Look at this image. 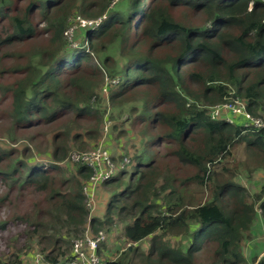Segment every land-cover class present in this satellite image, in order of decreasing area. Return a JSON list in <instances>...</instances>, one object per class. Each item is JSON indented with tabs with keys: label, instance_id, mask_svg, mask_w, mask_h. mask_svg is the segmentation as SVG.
Masks as SVG:
<instances>
[{
	"label": "trees",
	"instance_id": "trees-1",
	"mask_svg": "<svg viewBox=\"0 0 264 264\" xmlns=\"http://www.w3.org/2000/svg\"><path fill=\"white\" fill-rule=\"evenodd\" d=\"M102 1L0 0V49L25 44L40 32L49 37L13 62L0 57L2 131L17 143L23 132L55 121L98 124L104 110L93 103L99 104L98 88L106 78L108 101L129 106L134 123L144 129L141 144L147 150L130 159L133 171L128 166L104 183L112 191L101 219L90 217L84 205L82 186L91 171L77 164L74 178L58 174L67 156L66 133L54 132L47 147L36 145L44 156L40 161L32 159L29 146L20 157L16 148L0 150V180L7 187L0 204L11 206L13 195L20 205L24 197H42L32 210L0 222V233L21 227L17 242L23 244L14 247L18 253H0V264H22L19 251L33 240L44 264H70L72 241L87 225L97 232L114 223L123 225L128 248L115 258L98 250L101 264H250L242 244L257 208L264 217V186L252 197L233 179L240 170L264 173V126L211 119L209 108L240 100L264 124V0H125V11ZM174 10L188 15L176 18ZM76 14L104 16L85 33L88 52L69 49L64 39ZM93 52L101 58L99 68L88 66ZM116 53L125 57L123 65ZM37 136L26 141L33 145ZM239 144L246 160L230 166ZM159 145L195 171L181 180L182 188L160 170ZM190 184L206 189L204 201L192 204L181 190ZM175 237L172 246L169 238ZM147 238L144 252L138 244ZM262 257L256 264H264Z\"/></svg>",
	"mask_w": 264,
	"mask_h": 264
},
{
	"label": "rangeland",
	"instance_id": "rangeland-1",
	"mask_svg": "<svg viewBox=\"0 0 264 264\" xmlns=\"http://www.w3.org/2000/svg\"><path fill=\"white\" fill-rule=\"evenodd\" d=\"M91 2H99L100 0H90ZM108 2L106 5H108V9H115L120 11H125V0H103ZM102 1V5L104 4ZM173 15L176 18H179L182 15H188L185 11L182 10H174ZM78 14L74 16V18L77 17L80 18L81 21H88L90 24L86 25L85 28H78L82 30H73L71 35H69L66 39L64 35V39L69 42L68 45L70 46L69 49L76 50L77 49H83L84 52L89 51V45L88 42L85 40L83 41V38L85 39V33L90 32L93 30V22L92 19L83 17ZM71 26L75 27L77 26L76 20L72 23ZM37 23V22H36ZM99 26L96 25L95 28H98ZM76 28V27H75ZM84 30V31H83ZM133 28L131 29V35L134 34ZM83 31V32H82ZM139 32V31H138ZM84 33V34H83ZM136 37L140 38L141 36H133L131 39H135ZM49 37L45 35L44 33L40 32L37 36H35L31 41L25 43V44H14L11 46H4L0 49V57L3 58V56H6L7 58H10L11 61L16 60V55L21 53H27L30 54L31 50L33 49L35 45L42 46L48 43ZM132 40V41H133ZM142 40V39H140ZM110 48L109 44L107 45V50ZM102 51H104L102 49ZM91 53V52H90ZM99 54L97 52H93L90 54V61L88 62V66H90L92 69L99 68L100 67V59L98 58ZM28 57V56H27ZM25 57V60H29L30 58ZM5 58V57H4ZM116 58L120 61L121 65L125 63V57L123 55H118L116 53ZM9 62V60H7ZM105 78V77H104ZM107 84L106 78L103 80V83ZM109 83V82H108ZM115 84L116 80L111 82V84ZM102 85L100 88H98V95L100 98L99 104L93 103L99 111L104 110L101 121L97 124L91 120L88 121H80L79 123H74L72 119H64L60 122L55 121L52 124H49L48 126L44 128H37L32 131H26L23 132L22 136H18V142L13 143L11 142L6 133L2 131V127H5L6 122L3 120H0V150H8L10 148H16L19 150L18 157L21 156V151L26 146H29L32 150L33 160L40 161L44 156L42 154H38L36 151V145H39L41 142V146L47 147V140L48 143L51 142V137L53 136L54 132H64L66 133L65 141L67 144V156L64 160H62L59 165L62 169V171L58 174L64 176L65 178H74L76 176L75 170L77 168V164L71 161V155L74 153H82V152H89L94 147H96L99 142H101L104 146V148L108 151L110 154V157L115 165H120V162H123L124 160H129L128 167L129 171H133V167L131 166L132 163H130V159L136 155L141 154L144 155V150H147L143 147L141 144V139L145 140L146 135L144 134V129L141 125H138L134 123L133 121V113L130 112L129 106H120V107H113L111 103L108 101V87ZM105 84V85H106ZM104 87V88H103ZM227 103H230V101H227ZM132 104V103H130ZM134 104V103H133ZM69 116V115H67ZM90 118V117H89ZM235 120H239L238 122L241 123L240 125H243L246 123V119L243 117L235 118ZM234 120V121H235ZM1 121L3 124H1ZM3 127V128H4ZM153 133H157V131H154ZM38 135L36 143H33V145H30L27 141V137H31ZM40 134H43V137H41ZM77 138H73L75 136ZM95 137V138H93ZM159 149V156L160 158L162 156L163 159L159 162L158 166L160 170L168 171V173L173 177L176 181L175 187L178 188L180 186L182 188V185H180L181 180L192 176L195 171L193 169H188L187 167L182 166L176 159H173L169 156V153L165 146H158ZM46 153H50V150L48 148H45ZM48 151V152H47ZM150 153L153 152L152 150L149 151ZM233 156L228 159V163L230 166L233 164H237L235 162L240 161L242 163L245 162V154H243V146L242 144H239L234 147L233 149ZM166 155V157H165ZM245 157V158H244ZM130 164V165H129ZM240 172L234 177V181L240 185H242L250 194L252 197L255 195L257 196L260 193V189L262 186H264V173L262 171H254L252 173H246V172ZM128 182V176L126 175L123 179L124 185ZM4 183L0 180V197L5 194L7 191V187H4ZM183 190H186L184 193H189L192 197L191 201L193 205H196L200 203L201 201H204V199L207 197V191L200 189L199 186L195 184H190L188 187H183ZM112 189L105 184L101 185L97 190V200H98V208L95 210L94 214H98L97 218L101 219L103 210L106 208L107 200L111 194ZM206 191V192H205ZM29 196V195H28ZM13 203L11 206L8 205H2L0 204V222L6 221L11 218L12 215H15L17 213H21L22 210L30 211L32 210V206L35 203H42V197L40 195H30L28 199L25 197L20 199L21 205L18 203L16 199H14V195L12 196ZM96 205V206H97ZM29 213V212H28ZM257 217L254 220V225L252 226L251 230L248 232V239L245 241V243L242 244V251L245 255V258L250 264H254V260L256 258L261 259L264 255L263 252L257 253L256 250L257 247L250 248L248 247V244H254L255 240H257V243L259 246L261 244H264V224L261 223L262 216L260 209L257 208L256 210ZM92 215V217L94 216ZM263 225V227L261 226ZM122 227L120 223H114L113 225L109 227H105L102 229L104 231V234L106 236V241L101 245L100 251L102 252V257H111L115 258L117 255H119L121 252L127 250L128 245L126 244L123 236H122ZM21 231V227H12L10 233H0V253L4 254L5 256L9 255L10 253L17 252L16 249H14L15 246L18 247V245H23L22 240L21 243H18L17 236ZM73 240V239H72ZM167 240V239H166ZM171 245L175 246L176 242H178V237L175 238H169ZM150 238H147L140 242L138 244L141 251L146 252L149 247ZM133 245V244H132ZM27 248L24 246L22 250L19 251V256L21 257L22 264H32L33 257L35 254H39L38 246L36 244V240H33L32 242L27 244ZM137 264V262L135 263ZM256 264V263H255Z\"/></svg>",
	"mask_w": 264,
	"mask_h": 264
},
{
	"label": "built area",
	"instance_id": "built-area-1",
	"mask_svg": "<svg viewBox=\"0 0 264 264\" xmlns=\"http://www.w3.org/2000/svg\"><path fill=\"white\" fill-rule=\"evenodd\" d=\"M101 18L92 20L93 29L96 25L99 26ZM77 23V26H71L65 31L64 35L67 39L78 28H85L90 23L81 21L76 17L72 19V23ZM72 29L74 31H72ZM209 116L211 119H217L224 116V120L228 123H233L237 117H243L246 119L245 127H252L254 129H260L264 126L261 118L251 117L247 111L245 104L240 100L230 101V103L222 102L209 108ZM223 118V117H222ZM71 161L86 166L91 175L89 179L82 186V194L84 196V205L90 217L95 213L97 205V190L98 188L111 180L120 172L128 168L129 160L120 162V165H115L110 157L108 151L104 148L103 144H99L89 152L74 153L71 155ZM106 241V236L103 230L93 232L91 227L87 225L82 235L72 241L71 245V259L70 264H101V258L98 256V250L101 245ZM32 264H44L41 254H35Z\"/></svg>",
	"mask_w": 264,
	"mask_h": 264
},
{
	"label": "crops",
	"instance_id": "crops-1",
	"mask_svg": "<svg viewBox=\"0 0 264 264\" xmlns=\"http://www.w3.org/2000/svg\"><path fill=\"white\" fill-rule=\"evenodd\" d=\"M96 196H97V193H96ZM97 203H98V200H97ZM97 208H98V205L96 206V210H97ZM104 211V210H103ZM97 216H98V214H94V216L93 217H95V218H97ZM261 216H262V213H261ZM262 221H261V223L262 224H264V217L262 216ZM262 227H263V225H261ZM259 247V248H257V250H256V254L257 253H261V252H263V254H264V244H261L260 246H259V244L257 243V240H255V243L254 244H251V245H249L248 244V247H249V249L252 247V248H254V247ZM258 260V258H256L253 262H254V264L256 263V261Z\"/></svg>",
	"mask_w": 264,
	"mask_h": 264
},
{
	"label": "clouds",
	"instance_id": "clouds-1",
	"mask_svg": "<svg viewBox=\"0 0 264 264\" xmlns=\"http://www.w3.org/2000/svg\"><path fill=\"white\" fill-rule=\"evenodd\" d=\"M260 212H261V210H260Z\"/></svg>",
	"mask_w": 264,
	"mask_h": 264
}]
</instances>
